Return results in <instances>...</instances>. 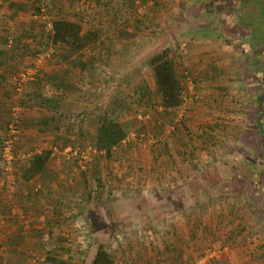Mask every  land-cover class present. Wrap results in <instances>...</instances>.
Returning <instances> with one entry per match:
<instances>
[{"label": "rangeland", "instance_id": "obj_1", "mask_svg": "<svg viewBox=\"0 0 264 264\" xmlns=\"http://www.w3.org/2000/svg\"><path fill=\"white\" fill-rule=\"evenodd\" d=\"M8 2L0 0V30L3 31L0 39L9 36V43H0V49L9 48L11 42L14 45L11 36L23 35L17 32L23 25L38 26L35 16L13 14L6 7ZM239 2L135 0L128 24L118 20L116 28H112L105 17L94 19L92 0H66V7L73 3L74 9L80 6L87 9V20H94V26L101 28V41L110 49L102 52L101 45L88 48L71 55L67 62L59 61L52 49L40 53L33 63L31 51L27 52L26 60L13 55L20 61L14 65L15 73L8 68L11 76L16 75L15 80L22 74L27 81L32 73V78L40 77L41 72L45 73L42 67L46 73L66 70L71 87L78 91L68 92L56 130L42 135L30 129L24 136L27 140L16 144L21 161L32 151L30 148L37 152L49 149L51 143L60 144L67 136L74 141L80 118L85 132L92 133L95 120L105 113L128 129L125 143L109 162L95 157L86 138L83 149L74 142L75 150L67 147L56 154L50 176L34 178V185L14 183V194L7 195L16 206L12 214L18 217L25 231L30 226L45 227V231L52 227L44 240L53 241L57 247L70 245L85 256L86 263L102 243L114 264H197L200 259H204V264H264V254H261L264 251V177L260 175L256 179L255 171L252 174L238 168L242 165L241 158L248 156L238 147L245 119L242 103L245 92L255 86L247 84L253 80L249 70L254 68L253 60L262 51L251 52L241 37L248 31L256 42L264 45V26H257L254 31L238 25L235 9L240 7ZM109 3L111 7L115 4ZM261 13L256 11L258 17ZM205 26H218L225 33V39L197 36L196 32ZM30 39L28 36L23 45L27 46ZM165 48L171 50L188 91L184 104L170 118L174 122L182 119L197 137L203 131L196 125L206 124V127L217 119L225 121L226 132L215 131L221 138L217 140L220 143H208L201 159L189 156L182 159L180 144L176 145L169 134L172 124L158 136L155 125L150 124L155 114H135L127 109L136 74L152 87L154 81L147 61ZM38 57H42L41 62H37ZM245 68L249 74H244ZM213 69L215 80L209 77ZM11 111L14 113L11 122L30 118L25 111ZM35 112L37 119L41 112ZM162 138L168 144L174 164L164 158L158 162L153 159V148ZM74 159L77 165L73 164ZM17 163L18 166L20 162ZM238 175L241 176L238 178ZM14 177L17 179L15 173ZM98 180L101 188L97 187ZM38 199L43 200L42 206L36 209L29 205ZM2 224L0 220V232L4 229ZM21 250H27L25 264H47L41 245L30 246L24 241ZM57 253L55 259L77 264ZM0 257H6L2 251Z\"/></svg>", "mask_w": 264, "mask_h": 264}, {"label": "trees", "instance_id": "obj_2", "mask_svg": "<svg viewBox=\"0 0 264 264\" xmlns=\"http://www.w3.org/2000/svg\"><path fill=\"white\" fill-rule=\"evenodd\" d=\"M6 1H9L6 7L12 11L13 14L24 13L26 16H35V19L38 20L37 27L23 25L21 30L17 31L19 34H23L21 36L11 33L14 34L11 36L14 45H12L11 42L9 48L0 49V67L7 68L8 73V68L11 71L14 70L15 73V69H13L15 68L14 65L20 62L18 61L19 59L26 60L27 52L30 51L33 54V63L36 56L50 49L53 50L52 53L55 54L58 60H62L63 62H67L71 55L80 54L88 48L95 49V47L101 45L103 47L102 52H106L110 49L105 47L101 41V28L97 25L94 26V20H87L86 8L80 6L74 9L73 3H69L68 7H66V0H28V2L25 3L18 0ZM67 1L73 2L74 0ZM112 1L113 3L115 2L114 5H119V7L117 8L114 5L111 7L112 4L109 2ZM134 1L135 0H92L94 5L90 4V6H93L92 11L94 19L105 17L110 22L109 26L111 25L112 28H116L118 20H122L128 24L130 16H132V12H134V9L131 8ZM232 1L234 4L237 0ZM121 2L122 4L120 6ZM127 5L130 6L129 9L126 8ZM239 6V8L235 9V17L238 25L248 26L254 31L256 30L254 28L257 26H264V24H261L262 22L264 23L262 19L264 17V0H240ZM256 11L262 12L259 17ZM258 21H261L260 24ZM47 24H50L51 29H46ZM100 24L101 23H99V25ZM86 26H88V28H86ZM38 28L39 32L36 34ZM253 30L251 32H253ZM196 33L198 34L197 36H201L202 38L221 39L225 36V33L218 26H205ZM28 36L31 37L29 40L30 42L26 43L27 46L25 44L23 45L24 40ZM0 40V43L6 45L9 43V36H5ZM257 46L264 47L261 43ZM32 48L39 53H34ZM13 55H18L19 59L17 60V57ZM79 64L82 65L81 63ZM147 65L152 73L154 84L151 87L145 79L136 74L137 80L133 82L134 84L130 88L131 93L128 96L130 102L128 103L127 109L135 114L139 112L143 115L149 113L155 114L150 124L153 126L155 125L154 127L157 129L156 135L158 136L164 132V129L169 123L172 124V130L169 134L174 139L176 145L180 144V155L182 159L185 160L188 156L192 159L196 157L201 159V157L204 156V151L207 152L208 143L220 141L221 138L218 137L215 131L222 129V131L226 132V130H223L225 121L223 119H217L215 123L212 125L208 124L206 127V124L196 125L197 129H200L201 132L203 131V135H200L201 137L193 136V131L187 127L182 119L174 122V120L170 118V115L175 116L173 113L184 104L186 93L188 94L183 84V75L181 71H179V66L172 56L171 50L165 48L153 54L148 59ZM215 73L216 70L213 69V73L209 76L213 80H215ZM10 74L11 73H9L7 78L4 77L1 80L5 83L3 95L9 100L7 111L10 112L12 108L20 107L29 112L37 110L41 113L38 114L39 117L37 119L30 117L28 119H18L15 122L9 120L8 122L0 123V179L4 174L1 157L2 145L10 135V124L17 130L15 141H13L14 160L12 162L13 174L15 173L17 175V179L14 177L15 184L17 182H24L27 185H31L33 179L38 176L46 174L50 176V166L56 160V154L65 151L67 147H70V150H75L76 147H74V142L78 143V147H80L81 150L84 148V142L87 138V140H89L88 148L96 153L95 157L106 162H109L116 154L117 149L125 143L128 136L127 127L105 113L95 120L92 133L82 130L83 121L80 118V121L77 122L78 134L74 141H72L70 136H67L62 139L60 144L51 143L52 146L49 149H43L37 152L33 148H30L32 151L27 155L23 154L24 158L21 161V159H19L20 154L17 155L15 146L25 139L24 136L26 131L35 129L37 133L44 135L48 134L49 131L53 132V130H56L64 109L62 105L69 96L68 92L76 93L78 91L71 87L72 83L68 79L69 73H67L66 70L41 73L40 77L38 75L21 84V89L19 91L17 90L18 81H16V77H14L16 75L11 76ZM42 74L45 75L44 80H40L41 76H43ZM85 81L86 79H84L83 83ZM219 90L225 93V90L223 91L222 88H219ZM157 117H160L161 120L159 121ZM215 127L218 129H215ZM69 130L72 131V128L70 127ZM133 145H135V143H133ZM167 145L168 144H165L162 138L156 144L157 147L153 148L152 153L154 154L153 159L155 162L164 158L166 162L168 161V163L174 164L175 161L172 155L168 153ZM17 162H20L18 166L16 165L18 164ZM76 162L77 159H74L73 164L77 165ZM258 168H260V166H258ZM258 168H256V171H258ZM262 173H264V171L261 173L256 172L255 178L257 179L260 175H263ZM99 182L98 180L97 187L101 188V183ZM262 188H264V186ZM95 190L97 189L95 188ZM2 193L0 192V220H2L4 229H1L0 232V251H2L6 257L2 259L0 257V263L25 264L27 261V250H21V245L24 241L30 246L35 244L41 245L48 260L47 264H67L66 261L55 259L54 255L57 252V255L59 254L61 257L64 255L68 260L76 261L77 264L86 263L85 256L71 249L70 245L60 244V246L57 247L54 246L53 241L49 243L44 240L46 233H48L47 231L51 232L52 227H50V230L46 228L47 231H45V227L30 226L25 231L18 217L12 214V209L16 207L15 203L12 199H9L3 191ZM28 196H30V193ZM47 225L51 226V223H47ZM262 252L261 254H264V251ZM86 264H114V261L107 247L99 243L96 246L90 262Z\"/></svg>", "mask_w": 264, "mask_h": 264}, {"label": "flooded vegetation", "instance_id": "obj_3", "mask_svg": "<svg viewBox=\"0 0 264 264\" xmlns=\"http://www.w3.org/2000/svg\"><path fill=\"white\" fill-rule=\"evenodd\" d=\"M214 8L219 9L216 6ZM219 10L220 12L224 11L222 8ZM241 27L246 26L241 25ZM222 38L225 39L224 36ZM241 40L242 43L249 45L251 52L255 49L262 50L260 57L253 60L252 65L254 68L249 70L252 71L251 77L253 80L247 84L250 87L254 84L255 86L251 88V91L245 92V101L242 103L245 119L238 143V147L244 149L245 156L248 155L246 156L247 159H244L245 157L241 158L242 165L238 168L243 169L244 172L250 171L253 174L254 171L255 173L264 171V47L257 46L259 43L253 39V35L248 31L246 35L241 37ZM249 71L248 68L243 70L244 74H249ZM256 168H258V171H256ZM239 176L241 175H238V178ZM262 176L264 177V175Z\"/></svg>", "mask_w": 264, "mask_h": 264}, {"label": "built area", "instance_id": "obj_4", "mask_svg": "<svg viewBox=\"0 0 264 264\" xmlns=\"http://www.w3.org/2000/svg\"><path fill=\"white\" fill-rule=\"evenodd\" d=\"M46 29H51L50 24H47ZM42 57H38L37 62H41ZM37 72V71H35ZM33 73L29 80L32 78ZM17 81V80H16ZM25 76L22 74L20 75V79L18 80L17 84V90L19 91L21 89V84L26 82ZM9 137L7 140L3 142L2 145V151H1V157H2V168H3V176L0 179L1 189L2 191L7 195L11 194L14 191V174H13V168H12V162L14 160L13 157V148H14V142L15 141V135L17 134V130L13 127L12 124L9 126ZM90 150V149H89ZM91 151V150H90ZM70 152V150H69ZM7 195V196H9ZM204 259H200L197 261V264H204Z\"/></svg>", "mask_w": 264, "mask_h": 264}, {"label": "crops", "instance_id": "obj_5", "mask_svg": "<svg viewBox=\"0 0 264 264\" xmlns=\"http://www.w3.org/2000/svg\"><path fill=\"white\" fill-rule=\"evenodd\" d=\"M167 0H165V2H166ZM169 2V1H168ZM167 2V3H168ZM167 3L166 4H164L165 6L167 5ZM121 4H122V2L120 3V6H121ZM131 23V22H130ZM4 24H6V23H4ZM14 25V24H13ZM11 29H14V27H11ZM15 30V29H14ZM1 32H3L2 30H0V34H1ZM117 41H119V40H117ZM4 71H3V70ZM42 69H43V72H45L46 73V71H44L45 69H44V67H42ZM42 73V72H41ZM0 123H4V122H8L9 120H11L12 119V115L14 114L13 113V111H11V113L9 114V113H7L8 111V105H9V100H8V98L7 97H5L4 95H3V92H4V87H5V83L3 82V81H1L2 80V78H7L8 77V72H7V68H0ZM12 110H17L19 113H22V112H26V113H29V117H32V118H36V116H37V113L35 112V111H33L32 113L31 112H29L28 110H26V109H20V107H15V108H12ZM13 113V114H12ZM35 114V115H34ZM27 132H29L28 130L26 131V133ZM25 133V135L27 136L28 134H26ZM42 178V177H41ZM40 178V179H41ZM36 180V179H35ZM38 180H39V178H38ZM33 184H31V185H34V184H36L35 182H32ZM38 189H39V186H38ZM37 191V190H36ZM34 200H32L31 202H29V205L30 206H34L36 209L38 208V206L40 207V206H42L43 205V200L41 199H38L36 202H34ZM23 203H25V201L23 202ZM37 206V207H36ZM65 211V210H64Z\"/></svg>", "mask_w": 264, "mask_h": 264}]
</instances>
